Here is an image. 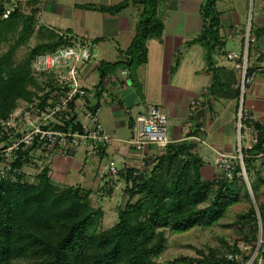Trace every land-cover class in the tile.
<instances>
[{"label": "trees", "instance_id": "obj_1", "mask_svg": "<svg viewBox=\"0 0 264 264\" xmlns=\"http://www.w3.org/2000/svg\"><path fill=\"white\" fill-rule=\"evenodd\" d=\"M20 1L0 0V44H7L6 51L0 53V141L7 138L1 122L21 102L40 97L45 103L48 98H53V78L46 73L35 75L32 59L37 54L52 52L78 40L38 24L40 0H26L23 6L28 8L27 13ZM160 1L122 0L110 5H78L84 10L111 15L130 4L140 7L134 34L126 48H118V59L94 64L93 57L89 63L99 74L94 84L95 107L99 106L105 92L106 81L118 69H126L132 84L135 83L136 70L147 62V40L160 38L163 33V19L158 15ZM176 1L172 0V5ZM217 1H202V28L188 43H199L206 50L207 70L212 76L208 95L237 101L238 76L231 69L215 66L212 57V53L222 49L226 42L220 35L221 13L216 10ZM257 32L258 36L263 34L264 28ZM38 33L41 39L25 58L15 61L17 48ZM104 39L94 38L96 42ZM80 42L87 43L84 39ZM253 70L250 66L248 73ZM45 87L50 91L39 96ZM189 118L193 119L192 113ZM57 119L59 122L53 123L56 128H81L75 113L62 112ZM129 126H133V120L129 121ZM197 128L195 125L192 136ZM197 146L198 141L193 137L173 140L159 153L146 155L145 168L140 174H133L137 167H121L118 178L125 181L127 199L118 209L116 222L106 229L99 228L103 209L90 204L92 190L80 185L57 186L46 166L32 181L29 180L23 166L31 161L29 152L32 148L19 152L13 163L17 169L13 178L10 174L0 176V264H245L250 255L241 260L228 259L226 252L219 255L214 249H209L206 254L200 252L199 258L178 256L163 263L157 261L166 247V230L183 233L196 227H212L241 198L249 201L248 209L237 215L236 224L243 238L253 244L257 241L259 220L264 231V199L260 191L264 184V160L256 157L259 151H264V127L258 125L257 143L251 149H243L250 190L244 180L236 176L239 165L232 178H224L217 166L214 177L205 179L201 171L205 162ZM107 186L110 196L114 187L106 181L102 189L106 190ZM228 252L240 253V249L233 244ZM249 264H264V243Z\"/></svg>", "mask_w": 264, "mask_h": 264}, {"label": "crops", "instance_id": "obj_2", "mask_svg": "<svg viewBox=\"0 0 264 264\" xmlns=\"http://www.w3.org/2000/svg\"><path fill=\"white\" fill-rule=\"evenodd\" d=\"M202 1L203 0H177L175 4L172 5V0H167L162 8H158V15L163 19V33L160 38H151L147 40L148 57L147 62L142 65L148 66L151 63L153 69L158 68L161 70L164 68L166 70L169 69V71L173 73L174 78H176L174 82L175 86L172 90V93H174V95H172L174 97L171 96L165 101L159 99L157 104L151 105L159 106L168 115L169 135L172 141L192 139L194 136H199L203 139V142L197 140L198 153L205 162L201 171L205 179H212L218 170L217 164L215 163L217 153L222 152L233 155L235 152L237 101L224 98L215 99L208 95L207 87L210 85L212 76L211 72L207 70L205 58L206 50L199 43H188L202 28V18L200 15V5ZM243 1L245 2L246 0ZM258 1L260 15L257 17L255 24L251 25L252 32L256 34L257 39L256 43H254L250 49V66L253 67L259 63H264V33L258 36L259 32H257L260 28H264V6H262V0ZM78 5L75 7L79 8ZM130 6L134 5L130 4L117 14L111 15L112 19L108 23L109 26L112 27V31L107 33L117 36L121 40L125 39L127 41L125 48L128 46L134 34L135 25L140 17V7L134 8ZM123 11L125 12L123 13ZM242 13L243 12H241V15ZM132 15L134 18H132ZM241 15L239 12H232L228 17L221 16L220 35L225 41L227 37L230 38L229 35L233 34L235 27L239 28L241 31L244 30L245 24L241 21ZM99 37L106 38L104 35ZM238 38L242 47V37L238 36ZM169 46L172 48L169 49ZM222 51H224V55H221ZM229 51L223 50L222 48L212 53L215 66H222L233 70L232 63L230 61L228 63L225 57L226 53ZM141 66L138 67L140 68L138 74L141 72ZM92 70L93 68L89 64L85 67L83 77V82L85 84L87 82V76ZM234 73L237 75L235 71ZM180 75L183 77L182 79L179 77ZM113 77L117 78L116 82L120 84L116 83ZM136 77L139 81V75H136ZM124 79L125 77L122 76H112L110 80H107L105 83V92L102 97L106 95L111 97V99L107 98L110 101L105 100L107 104L113 105L114 103L117 107H123L124 105L129 109L135 105L138 95L133 88L132 82L131 85H127ZM95 83L96 82L90 84L94 85ZM128 88L131 90L125 96L126 101L124 102L119 94L121 91ZM177 96H179L178 99H176ZM112 98H116L118 103H115ZM193 100L196 101L198 106L192 111L190 103ZM244 104L245 107L249 108L256 118L262 122V127H264L263 74L258 73L255 75L246 92ZM148 105L150 104L145 105L144 112ZM190 113L193 114V119L189 118ZM195 125H198V128L196 133L192 136L191 133L195 129ZM200 127H204V130H201ZM78 149L82 151L80 157L76 155ZM78 149L69 156L59 152L53 153L47 160L38 152L30 151L29 156L31 161L23 166V171L25 166H30L37 171L35 172L36 174L41 168L46 166L51 179L53 177L55 179H62L61 172L59 171L61 161L65 160L68 164L77 162L83 168L86 166L88 155L85 153L84 148ZM159 152L160 151H157L156 148L155 151L151 153ZM105 155L111 156L112 158H119L121 167L138 166V154L129 148L123 149L118 147L115 143H112L104 152L95 157L96 159H100L101 156ZM210 155H212V158L209 157ZM80 171H82V169ZM94 176V181L99 182L100 177L97 172H95ZM84 179L85 177L83 176L81 178L82 183L78 184L83 188H85Z\"/></svg>", "mask_w": 264, "mask_h": 264}, {"label": "rangeland", "instance_id": "obj_3", "mask_svg": "<svg viewBox=\"0 0 264 264\" xmlns=\"http://www.w3.org/2000/svg\"><path fill=\"white\" fill-rule=\"evenodd\" d=\"M120 1L122 0H40L38 4L40 8L38 24L54 29L58 33L73 36V38L78 39L77 41L79 42L80 39H84L93 49L94 59L92 63L94 64L98 61H116L118 59V48L124 49L127 41L107 33L112 31V27L108 24L112 19L111 14L84 10L76 8L75 6L84 3L110 5ZM25 2L26 0H21L20 5L27 13L28 8H24L23 6ZM166 2L167 0H161L159 7L162 8ZM258 6V0H246L245 2L243 0H219L216 3V10L221 13L222 17H228L232 12H239L240 15L241 12H243L240 18L246 28L249 22L250 25H254L257 17L260 15ZM130 7L137 8L136 5ZM125 11H123V13ZM132 18H134L133 15ZM103 35L106 36L104 40L99 42L94 40V38ZM40 39L41 37L38 33V35H32L25 44L20 45L15 52V61H20L25 58L28 52ZM171 48L172 47L169 46V49ZM6 49V43L0 44V53L5 52ZM241 49V42L238 36L232 35V37L226 38L223 50L240 51ZM222 54L224 55V51H222L221 55ZM226 61L229 63L228 60ZM139 69L140 68L136 70V75H139V81L135 75V83L133 84V88L138 95L135 105L127 109L124 105L123 107H117L114 103L113 105L103 104L98 112L99 122L114 138L113 143L123 149L129 147L128 141L132 138L134 133L135 117L139 113L144 112L145 105L157 104L159 99L165 101L171 96L174 97L172 90L174 89L176 78H174L173 73H171L169 69H153L151 63L148 66L142 65L140 74H138ZM98 76L99 74L96 69L89 72L86 82L87 85L84 83L85 86L90 90L94 89V85L90 83L97 82ZM114 76H121L119 69L114 73ZM179 77L181 79L183 78L181 75ZM113 80L115 82L117 81L115 77H113ZM125 81L127 85H131L132 81L130 78H126ZM107 98L111 99V97L106 95L102 97V100L110 101ZM178 98L179 96L176 97V99ZM112 99L115 103H118L116 98ZM130 120H133L132 127L128 125ZM160 149L161 148H157V151H160ZM76 155L77 157L82 155L81 149H78ZM209 157L212 158V155ZM87 158L88 160L84 168L77 162L68 164L65 160L61 161L59 171L61 172L62 179H55L53 177L52 181L57 186L70 184L78 185L82 183L81 178L84 176L85 188L92 190L90 195L91 206L103 209L104 215L99 228L106 229L116 222L118 209L123 206L127 199L124 192L125 181L120 177L118 178V176L108 173L107 157L96 159L95 156H87ZM114 161L116 166L120 168V159L114 157ZM81 169L82 171H80ZM24 171L31 181L34 179L35 172H37L30 166H25ZM95 172H97L100 177L99 182L94 181ZM106 181H108L109 186L113 184L114 187L113 194L110 196L107 195L109 194L108 186L106 190L102 189L105 187ZM260 191L262 193L261 198L264 199V184L261 186ZM252 203H255L254 199H252ZM248 207L249 201L241 198L239 202L228 209L224 218L212 227H196L183 233H173L166 230V247L159 254L157 261L163 263L178 256L199 258L201 256L200 252L206 254L209 249L216 250L219 255H223V253L226 252V256H228L231 253H227L229 246L231 248L234 244L240 249V253L232 252V254L236 255L235 259L241 260L245 256L250 255L249 260L245 264L251 263L255 259L260 246L264 243V231L261 227V221L259 220L257 241L253 244V242H246L243 238V234H241V230L236 224L237 215L246 211ZM258 259L260 262L261 259Z\"/></svg>", "mask_w": 264, "mask_h": 264}, {"label": "built area", "instance_id": "obj_4", "mask_svg": "<svg viewBox=\"0 0 264 264\" xmlns=\"http://www.w3.org/2000/svg\"><path fill=\"white\" fill-rule=\"evenodd\" d=\"M264 6V0H262ZM232 33V32H231ZM241 36L242 49L240 51H229L225 57L232 63V69L238 75V99L236 110V145L233 155L217 153L215 163L224 178H232L237 165L240 171L236 173L241 177L250 190L249 179L243 163V149H251L258 141V125H262L252 111L245 107V95L256 74L264 75V63L254 66L251 74L250 49L256 43V37L252 32L250 22L241 31L235 27L233 34L229 37ZM93 59L92 48L87 43L75 41L72 45L60 46L52 52L37 54L31 62V68L35 75L50 74L53 78V98H48L42 103V98L34 97L29 102H21L8 118L1 122L2 130L7 138L0 141V176L6 177L17 170L13 163L19 152L32 148L31 151L38 152L42 157L49 159L53 153L70 155L78 148H84L88 156H97L103 148L109 147L114 138L106 131L99 122L98 112L101 105L107 104L100 99L99 106L95 107L96 98L94 89H88L83 77L85 67ZM122 77L129 78L126 69L120 70ZM124 82L126 84V81ZM117 80V78H116ZM45 87L39 92V96L49 92ZM198 104L191 101L190 107L196 109ZM62 112H71L76 115V122L80 129H60L54 127L58 123L57 116ZM191 114V113H190ZM204 130V127H200ZM196 140L203 142L199 136ZM172 141L169 135V118L166 112L157 105H148L144 113L135 117L134 133L128 141L129 149L138 154V166L133 172L140 174L145 168V157L162 148ZM122 142V141H120ZM124 143V142H123ZM107 157L108 173L118 176L121 169L116 166L114 158ZM257 159L264 160V151H259ZM13 178V177H12ZM228 259H234L235 254L230 253Z\"/></svg>", "mask_w": 264, "mask_h": 264}, {"label": "water", "instance_id": "obj_5", "mask_svg": "<svg viewBox=\"0 0 264 264\" xmlns=\"http://www.w3.org/2000/svg\"><path fill=\"white\" fill-rule=\"evenodd\" d=\"M130 88H128V89H124L123 91H121L120 92V97L122 98V100L125 102L126 101V98H125V96L130 92Z\"/></svg>", "mask_w": 264, "mask_h": 264}]
</instances>
